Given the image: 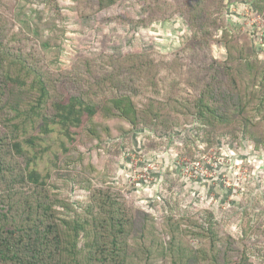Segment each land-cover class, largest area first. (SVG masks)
Listing matches in <instances>:
<instances>
[{
  "label": "rangeland",
  "instance_id": "obj_1",
  "mask_svg": "<svg viewBox=\"0 0 264 264\" xmlns=\"http://www.w3.org/2000/svg\"><path fill=\"white\" fill-rule=\"evenodd\" d=\"M86 2L0 0V29L7 40L17 39L20 47L35 53L51 78L83 73L92 63L98 66L101 57L109 60L151 55L157 59L152 64L154 69L161 58L170 63L176 53L181 52L180 58L183 51L193 48V28L186 22L191 12L173 7L172 0H157L150 8L144 0H117L94 14ZM223 5L221 13L214 14L218 30L213 28L210 39L201 45L203 55L185 54L171 76L158 68L146 75L147 90L143 91L152 99H176L178 95L187 99L192 92L186 78L197 73L201 77L200 68L204 66L212 72L220 70L228 60L224 31L236 39L230 40L234 47L250 45L246 51L264 74V5L258 9L253 3L228 0ZM99 70L98 66L96 71ZM104 75L100 70L97 77ZM177 76L180 79L174 80ZM237 81L240 88H251L259 78L242 74ZM109 124L116 137L98 147L91 143L84 146L87 137L80 130V134H73L75 141L69 142L58 128L43 136L36 156L23 146L30 151L29 168L40 174L49 194L65 195L79 208L89 200L88 184L119 191L132 208L131 230L138 247L134 249L130 244L128 264H174L165 256L169 251L164 244L175 229L173 225L179 226L178 233L182 235L192 224L201 223L220 229L235 242L245 243L251 237L246 262L264 264V233L254 234L256 229L264 230V150L256 148V141L242 135H197L190 125L129 130L126 124ZM117 126L125 127L127 132L120 134ZM74 147L84 154L85 163L99 170L96 178L88 177L86 167L80 168L79 164H75L76 168L65 167L64 149ZM6 149L4 146L3 151ZM10 151L13 154L12 148ZM18 158L20 162L21 158L27 160L26 156ZM14 167L18 173L19 165L14 163ZM59 205L62 204H56L54 209L61 217L70 213L57 208ZM139 233L145 234L142 240ZM188 240L187 245L198 246L195 239Z\"/></svg>",
  "mask_w": 264,
  "mask_h": 264
},
{
  "label": "trees",
  "instance_id": "obj_2",
  "mask_svg": "<svg viewBox=\"0 0 264 264\" xmlns=\"http://www.w3.org/2000/svg\"><path fill=\"white\" fill-rule=\"evenodd\" d=\"M116 1L87 0L86 4L94 14ZM144 1L150 8L157 0ZM172 1L173 7L191 12L186 22L193 28V48L183 51L182 57L187 53L190 57L203 55L201 45L210 39L213 28L218 30L214 14L221 13L226 0ZM228 1L253 3L258 9L264 5V0ZM1 13L0 8V16ZM1 30L0 264H128L130 244L138 249L131 230L133 211L119 191L88 184L87 204L74 207L67 196L49 194L40 174L29 168L30 151H25L23 146H28L34 154L43 136L55 128L69 142L75 141L74 133H83L87 137L84 146L91 143L98 147L106 139L116 137L111 121L126 124L129 130L140 126L172 129L190 125L194 133L202 136L205 133L248 136L257 142L256 148L264 150V74L259 72L260 64L246 51L250 45L234 47L231 41L236 39L228 31L222 35L228 60L220 70L212 72L204 66L200 68L201 77L197 73L186 78L192 92L187 99L178 95L176 99L169 96L157 100L143 91L147 90L145 77L158 69L171 76L172 70L176 72L179 67L181 52L171 57L170 63L161 58L158 69L152 68L157 59L151 55L109 57V60L101 57L97 63L104 77H97L100 70L96 71L95 62L83 73L51 78L35 53L26 46L20 47L21 41L17 39L7 40ZM242 74L259 81L251 88H240L237 78ZM177 78L180 79L177 76L174 80ZM104 86L109 89L105 90ZM177 86L178 83L174 93ZM116 130L120 134L127 132L121 126ZM64 154L65 167L76 168L75 164H79L80 168L86 167L88 177L96 178L99 174L95 165L85 163L84 154L77 147L65 148ZM17 156H26L27 160L21 158L20 162ZM14 163L19 165L18 173ZM58 203L62 205L57 208L70 213L61 217L54 209ZM173 226L175 229L166 236L164 244L169 251L165 256L174 264H252L246 262L247 241L251 237L245 243L235 242L220 229L204 227L202 223L192 224L179 235V226ZM256 233L264 230L256 229ZM144 236L139 233L141 240ZM188 239H195L198 246L187 245Z\"/></svg>",
  "mask_w": 264,
  "mask_h": 264
}]
</instances>
